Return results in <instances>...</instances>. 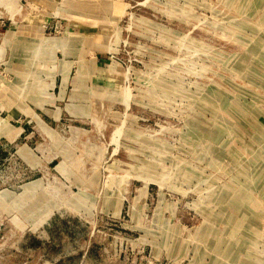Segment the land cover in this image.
<instances>
[{"label": "rangeland", "instance_id": "rangeland-1", "mask_svg": "<svg viewBox=\"0 0 264 264\" xmlns=\"http://www.w3.org/2000/svg\"><path fill=\"white\" fill-rule=\"evenodd\" d=\"M0 264H264V0H0Z\"/></svg>", "mask_w": 264, "mask_h": 264}]
</instances>
